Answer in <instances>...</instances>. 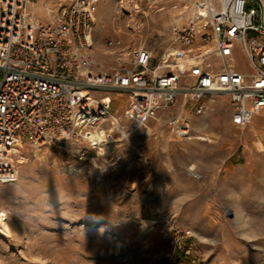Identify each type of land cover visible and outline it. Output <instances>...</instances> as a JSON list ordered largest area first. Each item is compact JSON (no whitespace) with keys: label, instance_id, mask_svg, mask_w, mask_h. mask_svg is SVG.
<instances>
[{"label":"rangeland","instance_id":"1","mask_svg":"<svg viewBox=\"0 0 264 264\" xmlns=\"http://www.w3.org/2000/svg\"><path fill=\"white\" fill-rule=\"evenodd\" d=\"M213 3L219 8L222 0ZM196 7L197 0H101L95 62L114 70L139 47L164 62L175 47L180 54L165 69L177 64L188 72L191 65L180 61L187 48L172 30L194 20ZM37 17L49 18L46 9ZM236 63L249 67L242 53ZM114 97L121 125L104 123L111 140L103 150L89 139L24 141L13 155L18 179L0 182L12 228L9 236L0 231V264H264V109L236 125L228 95L220 94L203 114L180 101L130 130L128 96ZM177 117L189 120V135H177L169 122ZM197 133L213 142L191 138Z\"/></svg>","mask_w":264,"mask_h":264},{"label":"built area","instance_id":"2","mask_svg":"<svg viewBox=\"0 0 264 264\" xmlns=\"http://www.w3.org/2000/svg\"><path fill=\"white\" fill-rule=\"evenodd\" d=\"M30 1L0 0V182L18 179L13 155L20 142L63 146L89 139L103 150L111 139L100 144L93 131L108 120L121 125L112 119L114 94L128 96L123 117L130 130L180 101L203 114L220 94L228 95L236 125L246 126L264 109L262 0H222L202 20L175 25L174 40L187 48L188 72L165 69L179 52L154 63L146 47L135 48L128 65L100 67L92 50L101 0H46L45 19L31 18ZM238 53L248 69L237 66ZM169 122L178 136L190 134L189 120Z\"/></svg>","mask_w":264,"mask_h":264},{"label":"bare ground","instance_id":"3","mask_svg":"<svg viewBox=\"0 0 264 264\" xmlns=\"http://www.w3.org/2000/svg\"><path fill=\"white\" fill-rule=\"evenodd\" d=\"M47 7V4L45 3H34V2H29V6H27V11L30 12V16L33 19H37L38 15L43 14L45 12V8ZM216 10H218V8L214 5L213 0H197V7H196V12H195V16L194 18H204L207 15L212 14L213 12H215ZM171 50L173 51V53L178 54L179 51L176 50L175 47H171ZM165 57V56H164ZM185 60V55L182 56V58L180 59V61ZM186 63V62H184ZM187 64V63H186ZM174 68L177 67V64L173 65ZM184 109V108H183ZM181 114V112H180ZM256 116V115H255ZM115 115L112 113V119H115ZM208 125L207 121H203L199 124H197V128H204L205 126ZM95 137H97V139L101 142L100 144H102V141L105 140V134H106V130L104 129V127L99 126L98 128H96L95 132L93 133ZM191 138H196V139H200L203 141H208V142H213V138L205 135V134H194L191 136ZM170 138H168L169 140ZM21 146L23 145V143H19ZM14 151L17 153L20 151L19 146H15L14 147ZM8 161H11V159H7ZM27 161V158L25 155H20L18 162L20 163H25ZM195 165L192 164L189 168V170L196 174V176H199V172L195 170ZM78 168H76L77 170ZM9 209L6 206H0V231L2 233H5L6 235H11V223L8 220L4 219V215L8 214ZM150 225L154 224L155 220L154 219H149ZM144 227L146 230H149L151 228H149L148 226H146L144 224Z\"/></svg>","mask_w":264,"mask_h":264},{"label":"trees","instance_id":"4","mask_svg":"<svg viewBox=\"0 0 264 264\" xmlns=\"http://www.w3.org/2000/svg\"><path fill=\"white\" fill-rule=\"evenodd\" d=\"M183 254V258H185L186 259V262H188V260H189V255H187V254H185V253H182Z\"/></svg>","mask_w":264,"mask_h":264},{"label":"water","instance_id":"5","mask_svg":"<svg viewBox=\"0 0 264 264\" xmlns=\"http://www.w3.org/2000/svg\"><path fill=\"white\" fill-rule=\"evenodd\" d=\"M264 2V0H262Z\"/></svg>","mask_w":264,"mask_h":264}]
</instances>
